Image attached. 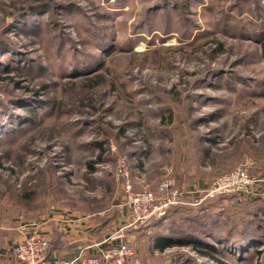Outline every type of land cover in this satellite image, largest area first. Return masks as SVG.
I'll list each match as a JSON object with an SVG mask.
<instances>
[{
    "label": "rangeland",
    "instance_id": "obj_1",
    "mask_svg": "<svg viewBox=\"0 0 264 264\" xmlns=\"http://www.w3.org/2000/svg\"><path fill=\"white\" fill-rule=\"evenodd\" d=\"M238 167L258 195L193 192ZM169 178L195 199L136 222ZM62 215L144 264H264V0H0V225Z\"/></svg>",
    "mask_w": 264,
    "mask_h": 264
},
{
    "label": "built area",
    "instance_id": "obj_2",
    "mask_svg": "<svg viewBox=\"0 0 264 264\" xmlns=\"http://www.w3.org/2000/svg\"><path fill=\"white\" fill-rule=\"evenodd\" d=\"M258 185L259 180L252 177L246 168L238 167L231 172L215 176L207 188L193 192L205 193L206 198H219L235 194L252 197L256 195ZM127 192L129 194L128 207L136 222H148L153 218H162L170 206L187 204L186 196L192 194L177 189L176 182L172 178L167 179L159 186L158 195L149 190L134 193L131 192V186H128ZM59 219L68 221L63 215ZM19 230L21 238L13 248L16 263L53 264L49 254L52 237L47 227L41 221H23ZM102 245L98 252L97 243L80 247L72 258L56 259L54 264H144L137 250L125 242L123 235L118 232L108 236ZM93 250L95 253H92Z\"/></svg>",
    "mask_w": 264,
    "mask_h": 264
},
{
    "label": "crops",
    "instance_id": "obj_3",
    "mask_svg": "<svg viewBox=\"0 0 264 264\" xmlns=\"http://www.w3.org/2000/svg\"><path fill=\"white\" fill-rule=\"evenodd\" d=\"M176 188L179 189L177 186ZM188 198H192V200L195 199L194 196H189L187 194L186 201ZM183 205H190V202ZM61 217L62 216H56L55 219L58 220H55V222L53 223L51 222V225L49 224L47 226V229L51 232L52 242L54 239V243L58 244L57 246L53 247V250L51 252V261L53 264L55 262L54 257H56V259L58 260L70 259L78 252L80 247L94 245L97 243L98 252V249L103 246L102 242L107 238L106 236L101 240H97V238H89L92 234H97V225H90V223L87 222V219L80 218L74 221L71 218L69 219L68 215H63V217H66L68 221H60L59 218ZM20 224V221H16L10 226L0 225V264H17L13 255V248L21 238V233L19 230ZM91 226L93 227L91 228ZM153 248L155 254H162V252L164 253L167 251V248H165L164 250H160L157 247ZM92 253H95V250H93ZM161 264L173 263L167 261Z\"/></svg>",
    "mask_w": 264,
    "mask_h": 264
},
{
    "label": "trees",
    "instance_id": "obj_4",
    "mask_svg": "<svg viewBox=\"0 0 264 264\" xmlns=\"http://www.w3.org/2000/svg\"><path fill=\"white\" fill-rule=\"evenodd\" d=\"M205 153H206V151H205ZM206 154H208V152L206 153ZM202 244V243H201ZM169 245H171L170 244V242L169 241H167V240H165V239H161L160 240V244L158 245V246H156L157 248H159L160 250H164L165 248H167ZM200 246V245H199ZM204 247V246H203ZM202 249V248H201ZM206 249L208 250V252L207 251H203V250H200V253H202L203 255H205V256H209V253L210 252H212V253H218L219 252V250L218 249H216L214 246H211V245H208V246H206ZM49 254H50V250H49ZM50 257H51V255H50ZM54 259L56 260V257H54Z\"/></svg>",
    "mask_w": 264,
    "mask_h": 264
}]
</instances>
